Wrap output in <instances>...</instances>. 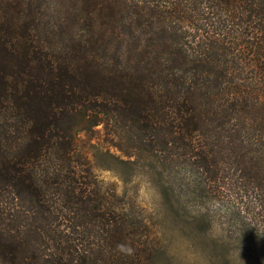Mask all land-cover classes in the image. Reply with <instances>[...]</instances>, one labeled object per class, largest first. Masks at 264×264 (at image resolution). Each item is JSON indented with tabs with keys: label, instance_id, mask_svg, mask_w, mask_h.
Listing matches in <instances>:
<instances>
[{
	"label": "trees",
	"instance_id": "trees-1",
	"mask_svg": "<svg viewBox=\"0 0 264 264\" xmlns=\"http://www.w3.org/2000/svg\"><path fill=\"white\" fill-rule=\"evenodd\" d=\"M100 125L264 264V0H0V264H154L80 148Z\"/></svg>",
	"mask_w": 264,
	"mask_h": 264
},
{
	"label": "rangeland",
	"instance_id": "rangeland-1",
	"mask_svg": "<svg viewBox=\"0 0 264 264\" xmlns=\"http://www.w3.org/2000/svg\"><path fill=\"white\" fill-rule=\"evenodd\" d=\"M109 140L100 125L82 133L79 144L89 156L91 171L107 194L109 207L146 224L147 229L140 230L153 242L154 264H224L227 256L246 264L238 260L242 237L223 224L215 201L181 192L178 180L182 177H170L169 184V177H159L143 162L133 168L132 176H121L131 171L118 164L122 155ZM108 149L111 157L105 155Z\"/></svg>",
	"mask_w": 264,
	"mask_h": 264
}]
</instances>
